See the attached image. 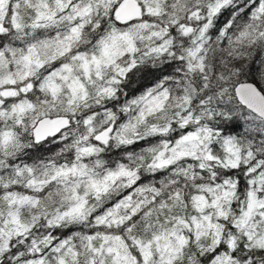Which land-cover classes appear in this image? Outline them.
Here are the masks:
<instances>
[{"label":"snow or ice","instance_id":"6c2138e0","mask_svg":"<svg viewBox=\"0 0 264 264\" xmlns=\"http://www.w3.org/2000/svg\"><path fill=\"white\" fill-rule=\"evenodd\" d=\"M0 264H264V0H0Z\"/></svg>","mask_w":264,"mask_h":264}]
</instances>
